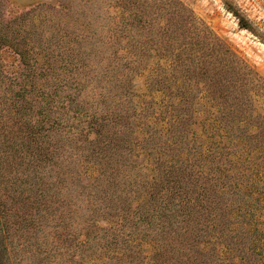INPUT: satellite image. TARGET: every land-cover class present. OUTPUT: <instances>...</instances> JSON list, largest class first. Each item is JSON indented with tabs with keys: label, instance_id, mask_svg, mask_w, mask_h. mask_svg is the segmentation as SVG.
Returning a JSON list of instances; mask_svg holds the SVG:
<instances>
[{
	"label": "rangeland",
	"instance_id": "obj_1",
	"mask_svg": "<svg viewBox=\"0 0 264 264\" xmlns=\"http://www.w3.org/2000/svg\"><path fill=\"white\" fill-rule=\"evenodd\" d=\"M181 5L183 17L177 13ZM18 16L34 25L29 33L35 50L48 58L37 72L46 70L50 79L36 83L51 91L54 80L59 82L77 105L65 104L71 119L54 146L83 168L94 162L93 150L109 155V166L124 167L90 191L96 211L85 210L80 196L73 214L63 210L62 220L51 222L50 200L60 197L50 192V160L32 172L38 151L21 124V147L0 136V264H264V0H0V22ZM194 27L240 60L243 74H229L231 86L204 88L207 80L197 74L195 86L176 80L169 88L163 81L167 69H177L167 63L183 44L197 47ZM168 32L172 38L166 41ZM2 51L6 77L25 85L26 67L0 46ZM184 118L189 125L182 132ZM23 121L22 115L16 120ZM45 144L50 151V141ZM192 156L215 184L209 212L135 226L153 201L141 200L144 188L153 183L158 196L178 180L177 187L184 186L187 171L178 168ZM83 168L67 190L70 197L89 185ZM126 214L131 219L116 232ZM88 218L107 234L113 231L116 240L95 238L83 252L78 242L84 232L78 228ZM54 225L63 226V241H53ZM122 242H130L132 251L119 261Z\"/></svg>",
	"mask_w": 264,
	"mask_h": 264
},
{
	"label": "trees",
	"instance_id": "obj_2",
	"mask_svg": "<svg viewBox=\"0 0 264 264\" xmlns=\"http://www.w3.org/2000/svg\"><path fill=\"white\" fill-rule=\"evenodd\" d=\"M180 7L182 12L178 11L177 13L183 17L182 14H184L186 8L182 5ZM60 14H63V12ZM26 20V16H18L12 20L6 21L5 23L0 22V46L5 48L6 55L11 56L12 59L19 58L24 68L26 67V84L24 83L25 85H22L18 82H13L14 78L8 79L6 77L8 66H3L0 63V136L5 139L7 145L15 146L17 142L16 146L21 147L23 143L21 141L22 135L20 133V129L22 128L17 126V124H21L23 125L24 137L26 138V141L28 143L30 141L34 143L38 151V158L36 159V162H34L35 166H32V172L38 169V163L50 160V192L53 191L54 195L60 197L58 199L60 203H58L57 200H50V221L59 222L64 217L63 210L68 216L75 212L76 209L73 205L76 198L80 199V196L84 199L80 201L83 203L82 207H84L85 210V206H87L88 211H96L90 203V191L94 192L97 186H102L103 183L108 184L106 182L107 179L104 180L101 178H113L116 172L124 166H109L107 159H109L110 156L100 155V152L93 150L92 155L94 156L92 157L95 159L94 162L83 168L80 164L67 161L63 152H60L59 149L54 146V143L57 142L56 137L61 135L60 132L62 131L63 135H65L66 128L68 127L71 119L66 112L68 108L65 104L71 105L69 101L72 100V94L65 95L63 85L55 80L51 91L45 87L44 83H36V81L41 79H44L45 81L50 79L49 73H47L46 70H44L43 73L37 72L38 66H41L40 69H43V66H48V58L45 59L43 55L42 58H40V54L36 52L34 43L31 40L32 37L29 33L30 28L34 25L30 22H26ZM238 21H240V26L244 27L243 20L238 17ZM185 22L187 23L186 18ZM165 31L169 30L165 29ZM195 31H197L198 36V38H196L197 47L194 48V45L184 43V50L182 49L179 51V53L175 55L174 58H170L167 63L168 67L173 66V68L177 69H167V76L163 78V81L167 83L169 88L171 85L170 83H175L176 80H180L181 83L187 82L188 85L193 82V85L195 86L194 75L197 74L203 79L206 78L207 81H203L201 79V83L204 88L208 85L216 87L221 86L222 88L231 86L233 83L232 78L228 75H236V72L243 74V68H237V66H240L241 64L240 60H237L235 58L236 56H234V54L230 51L224 50L218 40L211 36L207 31L201 29L199 30L197 28H195ZM170 38H172L171 33L168 32L166 41H169ZM187 46H191L193 49L187 48ZM50 48V52H52L54 47L52 46ZM185 49L190 51H185ZM2 53L3 51L0 54L1 59L6 60L5 56L2 57ZM168 57L169 56L164 57L166 62L168 61ZM44 59V65L39 64V61ZM188 63L193 65V69L189 68ZM36 76L40 78H36ZM47 76H49V78H47ZM155 77H157L156 74ZM159 80H162V78ZM71 103L75 104V100H72ZM75 107H77L76 104ZM21 115L24 116V121L22 123L16 122L17 118H20ZM92 116H94V114ZM102 121L107 123L108 119L105 120L104 118ZM188 125L189 120L184 118L181 122L182 132L187 131ZM47 141H50V151L45 148V143ZM103 159L106 160L103 162ZM192 159L193 161L186 159L184 167L181 169L178 168L181 172L187 171V174L185 175L187 176V179L184 182V186L177 187V184H180V181L173 180L170 183L176 182L166 187V193L159 194L158 196L154 193L155 187H152L153 183L149 185L147 190L144 188L145 194L141 196V200H144L146 203L151 199L153 201H151V204H146V210L144 211L145 215L143 218L139 217L137 219L138 221L135 222V226L138 225L136 224L138 222L139 224L144 222V225L149 223L150 226L153 221L158 224V220L160 221L164 219H169L171 222L176 216H182L183 221L190 220L194 213H196V210L201 209H204L205 212H209L207 211L209 208L206 204L213 203L215 190L212 186H215V184L212 178L207 177L210 170L207 169L208 172L205 174L202 166L195 164L197 159H194L193 156ZM206 161L207 158H202L204 166H206ZM79 166L85 170L84 174H86L87 171L90 173L87 175V179L90 180L88 187H86L87 189L81 187L82 190H87L88 192H82L81 190V192L77 193L76 196L74 195L73 197H70L67 190L70 189L71 186H74L72 181L78 179L76 173H79ZM74 167H76L74 172L75 176L70 177L68 174ZM169 168L171 169L172 167L170 166ZM194 172L196 177L191 179ZM169 175L170 174H166L164 176L166 177V181L169 180ZM124 180L128 179L124 178ZM69 181L70 183L68 185L67 182ZM194 182L195 185L201 183V190L194 188L195 185L192 186V188H189V185H193ZM207 184L208 186H206ZM36 187H39L37 182L33 183V189ZM38 189L39 188H36L37 191ZM219 191L220 190L217 189V192ZM146 194L148 197H146ZM53 197L55 198V196ZM71 206L73 208L68 209V207ZM65 208H67V210ZM136 208H138V206ZM54 212H59V217L57 219L52 216V213ZM199 215L201 216L202 214L199 212ZM127 216H129V214L122 216V220L116 226V232L120 231V228L126 227L128 224ZM88 221L89 218L87 219V222H82L81 226L78 228L79 231L81 230L84 232L82 240L78 242L79 248H84L83 252L85 250H89V245L93 240H96L95 238H100L102 240H107L106 238H108L110 239V242L116 240L113 237V231L111 232L113 227L104 229L111 232L107 234L101 228L97 227L94 221ZM102 221H105L103 217ZM112 222L114 223V221ZM54 227L56 229L52 232L53 241L55 243L63 241L62 239L64 238H60L61 236L66 235L63 226L54 225ZM162 227L163 226L160 225L158 229L159 234L164 233ZM185 232L187 231L185 230L183 234ZM91 235L93 236L91 237ZM122 244L124 246L120 249L122 254L119 257H116L119 261H121L123 256H126L125 253L132 251V244L130 242H127L126 244L122 242ZM178 244H180V242H178ZM179 249L181 250V248H178L176 253L179 252ZM108 250L113 251L114 248H109ZM101 264L103 263L101 262Z\"/></svg>",
	"mask_w": 264,
	"mask_h": 264
}]
</instances>
